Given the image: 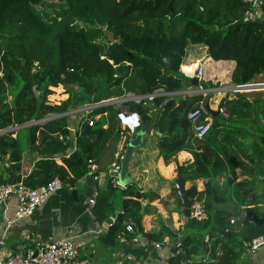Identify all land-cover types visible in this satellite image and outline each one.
Segmentation results:
<instances>
[{
	"label": "trees",
	"instance_id": "16d2710c",
	"mask_svg": "<svg viewBox=\"0 0 264 264\" xmlns=\"http://www.w3.org/2000/svg\"><path fill=\"white\" fill-rule=\"evenodd\" d=\"M47 1L0 0V131L41 121L25 129V147L38 158L21 179L27 186L58 178L74 187L87 175V162L119 133L116 113L122 106L135 111V103L104 105L93 115H84L85 121L81 119L74 133V148L67 117L59 114L72 105L98 103L129 92L147 95L182 90L191 80L179 67L185 73L196 68L194 62L182 64L188 46L205 48L203 72L196 85L214 87V76L209 75L215 62L231 66L223 75L230 84H247L264 74V18L246 17L249 5L244 0H67L71 15L91 16L107 24L115 41L106 48L90 39L85 29L74 27L67 17L71 15L59 20L43 18L35 8ZM261 9L264 14V1ZM73 84L81 87L79 99L85 102L74 95ZM56 91L65 97L52 103L49 97ZM165 98L141 99L136 112L144 123L150 120V111L160 108L155 126L164 133L158 147L165 162L171 153L190 148L194 158L190 167L204 179V188L198 191L192 185L185 194L203 200L208 214L205 220L188 218L180 248L167 264H237L245 243L264 234V103L256 104L260 118H251L248 124L256 129L252 131L231 118L245 117L254 110L253 102L238 92L226 93L219 104L224 101L229 119L213 117L210 131L193 148L186 114L204 98L185 96L161 109ZM23 146L13 132L0 133V184L12 183L20 172ZM236 169L251 180L235 183L232 191L227 188V197L235 202L228 209L214 177L216 172L234 176ZM123 193L144 196L130 185ZM123 209L124 214L116 217L103 236L107 246L116 245L124 233V215L138 216V200L124 199ZM234 217L237 223L230 224ZM141 234L158 243L166 235L176 239L167 227ZM217 247L219 256L215 255ZM209 258L216 260L210 263Z\"/></svg>",
	"mask_w": 264,
	"mask_h": 264
},
{
	"label": "crops",
	"instance_id": "0c3cea01",
	"mask_svg": "<svg viewBox=\"0 0 264 264\" xmlns=\"http://www.w3.org/2000/svg\"><path fill=\"white\" fill-rule=\"evenodd\" d=\"M216 67H212V70ZM155 93L164 95L166 97L164 102L174 100L172 103L177 104L180 100L170 98V94L175 92L168 93L158 90ZM138 96V94L129 92L117 97L119 100L117 103L102 104L98 102L93 104L85 115H93L104 105L125 102L138 103ZM209 98L205 97L204 99ZM210 100H208V103L211 107ZM145 104L149 106L150 102ZM215 107L211 108L215 109ZM121 109L127 111L126 106H122ZM159 109L155 108L150 111V120L144 123L141 122L142 127L150 124L151 128L158 130L155 121ZM81 119L76 123L72 138H74V133L80 126ZM67 122L72 124V118L67 119ZM119 129L120 134H114L106 142L104 151L92 158V162L96 165L94 173L88 171L87 175L78 179L72 189L63 187L50 195L29 217L17 221H13L17 204L15 198L10 197L5 206L0 207V241L3 242L0 249L1 255L8 252L26 251L41 243L71 236L79 245V256L86 257L89 264H167L168 259L174 254L172 252L175 248L174 243L180 241L181 235L178 233V237L173 240L165 236L168 240L164 243H158L148 240L141 232L156 233L161 225H165L171 230L173 228L179 230L178 226L181 227L180 231L184 229L187 217L181 211L184 219H179L180 211L173 202L174 198H179V201L182 202L181 196L177 194L175 179L178 172L176 168L174 170V164L179 163L185 155L187 160H191L188 161L191 164L193 157L189 152H181L176 156L173 154L168 162H165L158 147L164 133L158 130L161 137H157L151 134L150 131L148 132L147 128H140L136 133L142 138V145L133 150L127 165L128 175L134 182L124 185L122 188H113L107 170L114 163L121 164L125 147L128 141L135 136L136 131L129 133L125 129L120 127ZM140 131L142 134H140ZM193 142H196V140L191 138L190 147L194 148L196 144ZM36 159H38L37 156L23 155L21 170L17 173L21 176V179L31 171ZM57 162L60 163L59 160ZM179 168L180 175L185 179V191L192 185L196 186L194 182L199 184L196 186L198 191L203 190L204 179H195L194 176L185 173L182 164ZM190 169L192 168L189 165L186 170L189 171ZM173 173H176L175 178L172 177ZM94 175L97 179H94ZM244 178L248 177L242 176V179ZM128 185L131 186L133 192H138L144 196L135 198L125 195L123 191ZM130 198L137 199L139 202L138 216L135 218L140 222V232L137 227V219H135L136 231L126 232L124 230L116 245H105L103 242L104 234L109 226L114 223L116 217L119 214H124L123 200ZM89 199H93V203H89ZM141 204L143 205L140 206ZM126 216L124 215V227ZM173 219L175 222L181 221V223L172 225ZM196 260L199 261L201 258ZM184 264H188V262L185 261ZM237 264H264V249L261 248L254 253L246 252V250L242 251Z\"/></svg>",
	"mask_w": 264,
	"mask_h": 264
},
{
	"label": "built area",
	"instance_id": "2783aa9c",
	"mask_svg": "<svg viewBox=\"0 0 264 264\" xmlns=\"http://www.w3.org/2000/svg\"><path fill=\"white\" fill-rule=\"evenodd\" d=\"M248 3L249 8L246 12V17L256 19V18H264L263 11L262 13H257V9H261L264 0H244ZM188 65V64H186ZM180 68V67H179ZM183 76L191 80L193 78L199 79L203 72V67L201 61H198L196 64V68L192 75H188L185 72L179 70ZM263 84V85H262ZM264 87V83H262ZM254 85V84H243V85H235L233 91H238V89ZM231 88V89H232ZM230 89V90H231ZM201 91L200 86H193L191 89L185 90V93L188 96L194 95L195 93H199ZM184 92V90L182 91ZM185 94V95H186ZM154 94H147L143 96H138V101L141 99L151 100ZM119 101L117 98L102 100L100 103H117ZM93 104H88L86 109L81 108L83 113H88V110L91 109ZM212 111H217L218 116L222 118L228 117V112L225 108L224 101L216 105L215 109H212L209 106V103L205 102V100L198 101L195 106L189 110L186 114V119L190 124V132L192 138L196 141H201L205 138L208 132L211 129L213 122ZM84 121L85 118L83 117ZM116 122L118 126L122 129L127 130L129 133H133L136 129H138L141 125V119L137 112L134 111H126L121 110L116 113ZM92 121L88 120V125H91ZM87 169L91 173H94L96 170V165L89 160L87 162ZM120 170V164L114 163L111 168L107 170V175L110 179V184L113 188H122L124 185L118 178V173ZM94 179H97L96 175H94ZM63 187H67L72 189V186H68L64 184L60 179L54 178L50 182L36 186L30 187L24 184L22 181L17 183H3L0 184V207H4L7 203V200L10 197L16 199V209L14 211V219L13 221H17L23 218L29 217L32 212L39 206H41L44 201L52 194L56 193ZM177 194L181 196V193L177 189ZM89 203H93V199H89ZM194 212L190 211V214L196 220H201L204 216L201 215L199 211V205L197 203L194 206ZM125 223V231L126 232H134L136 231V225L134 220L130 216H126ZM230 224L234 223L233 219H230ZM9 224V223H8ZM3 246V242L0 241V249ZM245 250L249 253H254L257 250L263 248L264 249V234L258 235L251 240L245 243ZM174 247L176 249L180 248V242H176ZM221 254V250L219 247L216 248L215 255L219 256ZM215 258H209L207 261L212 263L215 262ZM0 264H89V260L86 257L79 256V245L73 240V237L68 236L65 238H60L56 240H52L47 243H41L34 247L33 249H28L26 251H15L8 252L5 255H1L0 252Z\"/></svg>",
	"mask_w": 264,
	"mask_h": 264
},
{
	"label": "rangeland",
	"instance_id": "374dc122",
	"mask_svg": "<svg viewBox=\"0 0 264 264\" xmlns=\"http://www.w3.org/2000/svg\"><path fill=\"white\" fill-rule=\"evenodd\" d=\"M35 10L43 18H45L47 20H59L60 18H62L65 15H71L69 13V4H68L67 0H48L47 2L43 3L42 5L36 7ZM261 10L262 9H257L256 12L257 13H262ZM67 17L71 21V24L74 27L85 29L87 31V33H88L89 38L92 39V40H95V41H99L101 43V45L103 46V48L108 47L110 44L113 43V41H115L113 33L107 29V24L104 21L98 20L97 18H94V17H91V16H85V15L84 16H77V15L73 14V15L67 16ZM204 54H205V48L203 46H196V45L188 46L187 53H186V55H185V57L183 59L182 64L183 63L187 64V63H192V62L197 64L198 61H201V59L203 58ZM215 64H216L215 66H217V67L214 68L212 71H210L211 72L210 75L214 76V79H215L213 81L214 87L205 88L203 86H200L201 87V91L199 90L200 92L199 93H195L194 95L198 94V95H201L203 98L210 97L209 98V99H211L210 100L211 101L210 105H211V107L214 108L218 104L220 98H222V96H224L226 93L233 94L234 92H238L239 94H241L244 97H246L250 102H253V105L255 106V108H254V110L251 109L247 113V115H245V117H236V118L232 117L231 120L233 121V123L243 122L244 125H246V126H248L250 128V130H252V131L256 130L253 127V125H249L248 123L251 121V118L252 119L256 118V120L258 118H260V116L257 114V111H256V104L260 105L261 103H264V90H262L263 86L260 85V84L264 83V74L256 75L252 79V81L248 83V84H254V85H257V86L260 85L258 87L256 86L257 88H244V89H238V91H233L232 87H234L235 84H230L229 82H226L227 78H226V76H223V75H225V73H227L229 71V69H231V67L221 66V64H223V62H215ZM179 70H180V68H179ZM193 86L197 87L199 85L186 84V86H184V88L182 90L170 94L171 95L170 98L171 99H177V101H178L179 99H182L183 97L188 96L185 93V90H188L190 87L192 88ZM70 87H71L74 95L77 97V99L82 98L83 92H82L81 87L79 85L73 84ZM183 90H184V92H182ZM251 90H252V92H251ZM7 95H8V99H12L13 98V94L11 92H8ZM138 95L139 96H143L144 94H138ZM64 97H65V95H63V93L61 91L60 92L56 91L52 96L49 97V101L52 102V103L53 102H57L58 100H60L61 98H64ZM113 98H117V97H113ZM80 100L81 99H79L80 103L81 102H85L84 99H82L81 101ZM256 101H258V102H256ZM87 105H88V103L72 105L66 112H64L62 114H59V116L67 117L66 120L67 119L70 120L71 118L73 120L72 124H70V123H68L66 121L67 127H68V129L70 131V139L73 137L72 133H73L74 129L76 128V123L81 118H83L84 115H85V112L83 113V110H81V108L86 109L87 107H89ZM52 116H55V115H50L49 117H52ZM225 119H229V114H228V117L225 118ZM34 122L39 123L41 121L37 120V121L29 122V123H24V124H21V125H16V126H13V127H9V128H7L5 130H1L0 133L13 132L15 137H17L20 140V142L24 145L23 146L24 147V149H23L24 150V155H32V153L27 151V147H25V134H26L25 129L28 126H30L32 124H35ZM237 125L239 127V125H241V124H237ZM119 134H120V132H119ZM74 140L75 139L72 138V141H71L72 146L75 145V143H74L75 141ZM193 143L196 144V142H193ZM72 148H74V146ZM181 152H189L192 155L191 151L188 149V150H181V151H178V152H173V153H171V156L173 154H174V156H176L177 154H180ZM192 157H193V155H192ZM6 159H7V157L4 158V162H5ZM193 160H194V158H192V162H193ZM188 161H191V160L190 159L187 160V156L185 155L184 158L180 159L179 163L177 162L178 164L177 163L174 164V170H175V168L177 169V166L180 167L181 164H182V167H184V169H185V173L186 172H187V174L189 173L192 177L194 176L195 179L200 178V177H197L194 174L193 169H190L189 171L186 170L189 167V165L191 166V164H192V163L189 164ZM4 162H1V164L3 165ZM184 164H185V166H183ZM175 175H176V173H173L172 177L175 178ZM242 176L245 177L246 175L240 169H236L234 171V176H232V175L229 176L227 172H223V173L216 172V176L214 177V183L219 188V195L223 199H225L224 204H223L224 207H228V209H230L231 208V204L235 203L232 198H228L227 197L226 192L229 189L232 191V187H233V185L235 183H238L240 181H246L247 182V181L251 180L250 177H249V179L248 178L242 179ZM177 177H178V173H177ZM177 177H176V179H177ZM194 183L196 184V186L199 185L196 182H194ZM228 187H229V189H227ZM173 194H174V192H173ZM174 199L175 200L173 202H175L177 209L180 211L179 219L180 220L184 219V215H183L182 212H184L185 216L187 217V221H186L185 225L187 224V222L189 220L188 219L189 217L193 218L192 215L190 214V211L194 212V210H195L194 206H195L196 203H197V205H199V209H200L199 211L201 212V215L204 216L201 220H205V218L207 217L208 214H207V210H206V207H205V204H204L203 200H197L196 198H192V199L188 198L189 201L191 202V204H190V207H189V214L186 215L185 208H184V205H183V201L180 202L179 198L178 199L174 198ZM142 205L143 204H141L140 206H142ZM132 218H133L134 221H136L135 219H137V218H134V217H132ZM233 219H234L235 224H236L237 223L236 218L234 217ZM172 221H173L172 225H174L175 223H177V224L181 223V221L175 222L174 219ZM198 221H200V220H198ZM185 225H184V229H185ZM162 227H166V226L165 225H161L160 229ZM178 227H179V230H176L174 228H173V230H171V229H169L167 227L171 231V233L173 235H175L176 238L178 237V233L181 236L184 234V229L182 231H180L181 227L180 226H178ZM166 237L169 238L170 240L172 239V237H169L167 235H166ZM166 237L162 239L161 243H164L165 241L168 240V239H166Z\"/></svg>",
	"mask_w": 264,
	"mask_h": 264
},
{
	"label": "water",
	"instance_id": "95a60500",
	"mask_svg": "<svg viewBox=\"0 0 264 264\" xmlns=\"http://www.w3.org/2000/svg\"><path fill=\"white\" fill-rule=\"evenodd\" d=\"M191 84L196 85L197 84V79H195V78L191 79ZM153 94L154 95H158L157 93H153ZM204 100H205V102L208 105V99H204ZM172 102H173L172 100H168L161 107V109H165ZM135 111H137L136 110V103H135ZM211 112H212L213 117L218 116L217 111H212L211 110ZM140 128L141 129L147 128L148 132L150 131L151 134H153V135H155L157 137H161V133L156 128H151L150 124H146L143 127H142V124H141L138 129L140 130ZM138 129H136V131H135V136L132 139H130V141H128V143H127V145L125 147L123 158L121 160L120 170H119V173H118V178H119V180L121 181V183L123 185L131 184L132 182H134L132 179H130V177L128 175L127 165H128V162H129V160L131 158V154H132L133 150L138 148L139 146H141L142 142H143L142 138L139 136V134L136 133L138 131ZM140 134H142L141 131H140ZM177 172H178V177L175 180L176 188L181 193V198H182L183 205H184V208H185V213H186V215H188L189 214V207H190L191 202L189 201V199L187 198V196L185 194V189H184L185 179L181 177L180 168L178 166H177ZM19 181H21V176L19 174H17V175L14 176V178L12 180V183H17ZM137 223H138V226H137L138 227V231L140 232L141 228H140L138 219H137ZM176 250H177L176 248H173L172 252L175 253Z\"/></svg>",
	"mask_w": 264,
	"mask_h": 264
},
{
	"label": "bare ground",
	"instance_id": "6f19581e",
	"mask_svg": "<svg viewBox=\"0 0 264 264\" xmlns=\"http://www.w3.org/2000/svg\"><path fill=\"white\" fill-rule=\"evenodd\" d=\"M188 75H192L193 73H187ZM260 84V83H259ZM263 85V84H262ZM257 85H250V86H247V87H244V88H257L258 86H260V85H258L257 87H256ZM262 87V86H261ZM244 88H241V89H244ZM264 87H262V90H264L263 89ZM254 90V89H253ZM250 91V90H249ZM251 92H252V90H251Z\"/></svg>",
	"mask_w": 264,
	"mask_h": 264
}]
</instances>
